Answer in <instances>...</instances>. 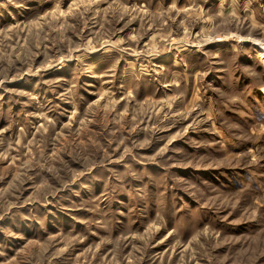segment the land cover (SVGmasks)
I'll use <instances>...</instances> for the list:
<instances>
[{
  "label": "rangeland",
  "instance_id": "obj_1",
  "mask_svg": "<svg viewBox=\"0 0 264 264\" xmlns=\"http://www.w3.org/2000/svg\"><path fill=\"white\" fill-rule=\"evenodd\" d=\"M264 0H0V264H264Z\"/></svg>",
  "mask_w": 264,
  "mask_h": 264
},
{
  "label": "bare ground",
  "instance_id": "obj_2",
  "mask_svg": "<svg viewBox=\"0 0 264 264\" xmlns=\"http://www.w3.org/2000/svg\"><path fill=\"white\" fill-rule=\"evenodd\" d=\"M261 55H262V57H264V49L261 50Z\"/></svg>",
  "mask_w": 264,
  "mask_h": 264
}]
</instances>
